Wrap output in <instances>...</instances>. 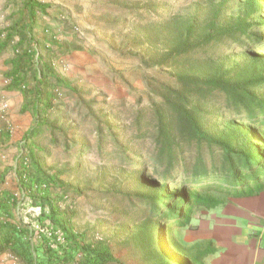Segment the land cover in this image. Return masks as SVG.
<instances>
[{
    "label": "trees",
    "instance_id": "1",
    "mask_svg": "<svg viewBox=\"0 0 264 264\" xmlns=\"http://www.w3.org/2000/svg\"><path fill=\"white\" fill-rule=\"evenodd\" d=\"M10 1L19 20L0 33V55L10 47L14 52L6 89L22 93V112H32L35 121L13 168L17 191L3 188L9 169H0V255L10 254L22 264H122L107 241L77 229L70 202L77 189L46 164L38 142L49 132L58 145V133H65L54 114L60 90L74 92L33 36L50 6L41 0ZM197 1L208 7V0ZM197 1L193 7H199ZM158 5L146 8L147 18L160 14ZM166 7L161 17L171 15ZM263 14L261 0H245L243 15L235 18L224 19L222 9H214L209 18L175 19V41L154 61L173 70L175 83L163 85L161 101L151 106V132L139 125L135 134L137 140L150 136L151 148L145 152L138 141L131 160L127 146L114 144L122 163L140 172L141 188L106 195L113 207L125 206V217L137 227L133 243L148 264H191L171 250L178 251L172 232L189 228L198 213L220 207L228 197L264 191V64L256 58L228 66L236 53H264V20H254ZM50 42L63 49L55 37ZM232 46L238 52L230 54ZM220 120L223 129L217 127ZM10 138L5 130L0 143ZM30 209L40 212L34 216Z\"/></svg>",
    "mask_w": 264,
    "mask_h": 264
},
{
    "label": "rangeland",
    "instance_id": "2",
    "mask_svg": "<svg viewBox=\"0 0 264 264\" xmlns=\"http://www.w3.org/2000/svg\"><path fill=\"white\" fill-rule=\"evenodd\" d=\"M41 1L50 8L35 25L33 36L42 41L37 49L74 89V92L60 90L54 114L60 118L65 133H58V145L51 143L49 132L38 140L45 149L46 164L61 172L62 179L77 189L70 202L80 232L107 241L122 264H148L144 252L133 243L137 227L125 217L128 212L125 206L113 207L106 195L110 191L137 193L141 188L140 172L122 163L114 144L127 146L131 160L139 150L138 141L146 147L145 152L151 148L150 136L137 140L135 134L139 125L151 132V106L161 101L163 85L175 83L168 65L154 63L175 41V19L188 22L192 17L209 18L214 9H222L224 19L235 18L243 15L245 0H208V7L206 1L197 0ZM195 1L199 7H193ZM156 4L160 14L147 18L146 8ZM261 4L264 5V0ZM165 6L171 12L167 18V14L161 17ZM16 13L14 3L0 0V33L19 20ZM254 18L263 21L264 14ZM53 37L63 49L52 46ZM45 40L48 45L43 43ZM230 49V54L238 52L233 46ZM13 57L12 47L0 55V136L5 130L11 135L7 143H0V169H9L3 188L17 191L13 168L19 154L26 151L24 136L35 120L32 112H22V93L6 89L9 85L6 75L11 69L8 63ZM256 58L264 64V53L239 52L231 55L228 66ZM3 104L8 105L6 111L1 109ZM223 126L220 120L217 127ZM260 136L257 133L255 139L260 140ZM27 213L36 216L39 211L30 209ZM176 232L171 234L175 244ZM170 248L179 258L189 257V251ZM0 264L22 263L10 254H3Z\"/></svg>",
    "mask_w": 264,
    "mask_h": 264
},
{
    "label": "crops",
    "instance_id": "3",
    "mask_svg": "<svg viewBox=\"0 0 264 264\" xmlns=\"http://www.w3.org/2000/svg\"><path fill=\"white\" fill-rule=\"evenodd\" d=\"M175 240L191 264H264V191L198 213Z\"/></svg>",
    "mask_w": 264,
    "mask_h": 264
},
{
    "label": "built area",
    "instance_id": "4",
    "mask_svg": "<svg viewBox=\"0 0 264 264\" xmlns=\"http://www.w3.org/2000/svg\"><path fill=\"white\" fill-rule=\"evenodd\" d=\"M7 108H8V105H7V104H3V105L1 106V109H2L3 111H6ZM36 210H38V211L40 212V209H36Z\"/></svg>",
    "mask_w": 264,
    "mask_h": 264
}]
</instances>
